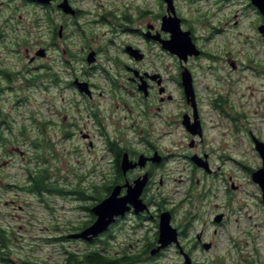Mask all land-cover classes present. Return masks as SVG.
<instances>
[{"label":"flooded vegetation","instance_id":"flooded-vegetation-1","mask_svg":"<svg viewBox=\"0 0 264 264\" xmlns=\"http://www.w3.org/2000/svg\"><path fill=\"white\" fill-rule=\"evenodd\" d=\"M68 1L75 9L74 14L64 13L58 7L61 0H53L50 4H46L56 9L51 15V20L46 21L41 18V23L52 24L48 31L51 43L47 49L40 47L46 50L45 56H36L39 48L35 55L29 58V62L34 63L39 58H47L51 49L61 48L62 70L46 65L35 69L30 77H25V82L29 85L39 84V81L44 78L49 79L50 85L46 86L48 89L56 87L62 91L61 109L55 105L51 108L53 114L61 115L62 119L58 122L42 121L43 124L42 127L40 125V133L38 132L37 136L44 134L50 139L47 146L52 149V159L59 157L53 143L55 138L63 140L64 143H70L65 153L70 161L68 169L73 171L76 178L73 181L66 178V186L60 187L61 185L53 183L52 175L48 170L51 177L49 182L58 188L57 194L69 196L76 202V210L90 212L88 220L81 221L78 216L77 222L73 223L68 233L59 240L66 239V242L73 241L76 245L89 244L92 246L96 243H105V238L110 236L119 244L118 234H123V242L126 243L130 240L127 237L130 232H138L144 228L152 232L151 237L148 233L143 235L145 241L143 249L135 254L128 253L134 246L133 243L131 246L119 244L123 253L121 255H117L118 252L111 254L106 249H100L101 246L89 251H101L111 257L113 264H134L140 260L150 261L171 248L184 257L183 253L191 255V252L195 250L205 249V243H211L213 247V243L207 237V229L211 222L214 225L217 224L214 218L223 212H216L213 221L206 220L205 212L202 210L206 191L201 190L202 193L197 195V201L194 203L195 200L192 197L194 187L189 186L191 189H186L182 199L176 202L174 198L168 196L167 192L163 191L162 186L168 176L165 171L172 167L170 162L186 163L191 166L192 172L197 170L207 175L221 168L211 157L215 151V149L212 151L211 144L215 136L218 137L217 130H213L219 128L218 124L212 126V120L219 123L220 119L224 120L228 115L227 96L223 83L226 80L225 64L229 57L231 68L236 70L238 63L231 59L234 55L227 54L226 32L228 27L239 26V20L235 19L233 23H229L220 17V12L226 6L224 0H204L207 1L208 6H215L216 13L211 15L202 8L203 0H188L198 12L195 19H189L180 13L177 0H174L176 13L181 18L180 26L184 32H187L192 44L190 50L193 51L187 55V58H180L177 53L164 48V41L173 37L174 32L171 27L176 24L162 23V18L168 14L164 0L160 1L163 5L166 4V12L157 13V20L154 23L150 20L146 21L151 14L149 7L146 9L142 7L137 16L131 11H122L115 6L113 9L94 15L79 6L77 4L79 0ZM39 5L43 7L42 4ZM247 7L255 12L253 25L258 36L256 41L259 43V47L256 43V50L257 52L262 51L264 27L262 29L260 27L264 26V14L253 4L252 0H248ZM90 16L93 19H86ZM237 17L238 14L235 15V18ZM11 23L16 22L11 18L2 21V28H4L1 30L2 35L0 34L2 39H6L5 27L12 26ZM33 23L34 27L41 25L34 20ZM97 27L105 30L97 33L95 30ZM102 36L104 37L101 38ZM120 36H126V39L121 38L123 41H118ZM57 40L63 41V45L57 47ZM77 40L81 46L79 50L74 48ZM16 44H18L17 41ZM33 57L35 58L31 61ZM2 69L4 72H2V77L0 75L1 86L2 78L12 83L21 75L20 71H13L8 66H2ZM186 70L192 82V93L189 95L183 84V73ZM254 74L257 76L264 74L263 63L254 66ZM202 79H210L213 85L207 83V88L203 89ZM1 90L2 94L5 90L3 86ZM178 104L182 107L176 112L174 108ZM231 118L234 121L237 120L235 116ZM8 123L5 118L2 119L3 147L8 141L4 135L5 125ZM90 124L94 128L88 126ZM46 125L47 131L45 132ZM178 127L183 129L186 146L182 140L183 142L173 141V147H162L158 140ZM224 133L226 134L225 130ZM130 134H133L135 138ZM20 135H26L25 129ZM38 137L30 141V148L38 150L41 147ZM97 137L105 141L106 151L111 158L107 163L108 169L102 172L101 177L104 179L101 182L93 181L85 185L86 176L75 172L76 170L79 172L80 164L86 162L85 157V161L81 158L84 156V154L81 156L82 146L76 141L87 142L91 149L94 147L93 140ZM132 137L141 144L138 145L140 149L131 144ZM249 140L263 165L262 157L256 147L257 140L264 142L263 137L251 132ZM16 151L21 155L25 154L20 148H16ZM125 155L130 163L123 162ZM142 156L146 160L144 163H139ZM43 159L44 157L40 159L37 153L29 158L30 166L26 165L28 170L27 191L36 196H41L46 191L40 193L35 188L39 168L46 167L38 164L39 160L45 163ZM224 160L226 161V154ZM6 163L7 161H4V164ZM238 163L248 171H253L252 167L242 162ZM94 164L98 167L100 161L95 158ZM260 167L258 165L257 168ZM145 176L147 182L142 188L139 196L141 201L138 206L127 202L128 208L124 214L115 216L109 228L93 240L71 236L80 233L96 220V215L91 210L95 204L109 196L116 188H118L117 197H125L138 180H143ZM87 188H91L92 193H88ZM98 188L102 197L94 199L92 195L96 194ZM47 192L55 193V191ZM87 199L95 200L94 204L85 205L83 202ZM79 200L82 204L78 202ZM142 206L143 209L140 208ZM166 212L170 214L171 224L178 231L179 243H172L152 254V251L159 246L161 216ZM224 218L225 214L218 224H222ZM147 222L150 224H146ZM65 251L68 260L72 255L75 259H84L85 254L80 257L70 249ZM145 255L147 257H144Z\"/></svg>","mask_w":264,"mask_h":264},{"label":"rangeland","instance_id":"rangeland-1","mask_svg":"<svg viewBox=\"0 0 264 264\" xmlns=\"http://www.w3.org/2000/svg\"><path fill=\"white\" fill-rule=\"evenodd\" d=\"M224 1L226 6L220 12V17L229 23L238 19L239 26L228 27L226 32L227 54L234 55L231 59L238 63L236 70L231 68L229 57L225 64L226 80L223 83L227 96L228 115L226 119H220L219 123L212 120V126L218 124L219 128L213 130H217L218 137L215 136L211 144L212 151L215 149L211 157L221 168L207 175L197 170L192 172L191 166L186 163L170 162L172 167L165 171L168 176L165 178L162 189L178 202L186 189H191L189 186H193L194 203L197 201V195L204 189L207 194L202 210L205 212L206 220L213 221L216 212L225 214L222 224L214 225L211 222L207 229V237L213 243V247L209 250L198 249L189 255L193 264H244L247 260L264 264V201L260 186L252 178V173L258 170V165L260 167L262 164L249 140L251 132L264 139V74L261 76L254 74V66L258 63L264 64V48L262 51L256 50V43L257 45L259 43L256 41L258 36L253 25L255 12L247 7L248 0ZM177 3L180 13L185 17L189 19L197 17L198 12L188 0H177ZM201 3L202 8L210 15L216 13L214 5L208 6L207 1L204 0ZM77 4L94 15L113 9L115 6L122 11H131L137 16L142 7L145 9L149 7L151 14L146 21L150 20L152 23L157 20V13L166 12V4L163 5L160 0H79ZM132 7L134 9H131ZM37 12L40 15L43 12L39 4L24 0H0V30H4L3 20L11 18L16 22L11 23L12 26L5 27L6 39H2L0 35V66H8L13 71L21 73L12 83L2 78V86L5 90L0 96L2 119L5 118L9 122L4 128V135L8 138L7 145L3 147L4 145L0 143V231L6 237V246L0 247V264H24V261L67 264L65 251L67 249L82 257L85 253L101 246L100 249H106L111 254L118 252L117 255H121L123 253L119 244L131 246V243L134 246L128 253L135 254L143 249L145 243L143 235L148 233L151 237L152 232H148L145 228L138 232H130L127 235L130 240L126 243L123 242V234H118L119 244L110 236L105 238V243H96L92 246L76 245L73 241L66 242V239L59 240L68 233L73 223L77 222L78 216L81 221H85L90 218V212L76 210V202L69 196L47 191L41 196H36L27 191L26 165L30 166L29 158L37 153L40 159L44 157L45 162L42 163L39 160L38 164L47 167L54 184L65 187L66 178L69 181L76 178L73 171L68 169L70 161L65 153L70 143H64L63 140L55 138L53 143L59 157L52 159V149L47 146L50 139L44 134L37 136L40 125L42 127V121L58 122L62 119L61 115L53 114L51 108L55 105L61 109L63 104L62 91L56 87L51 89L46 87L50 85L49 79L44 78L36 85L25 82V77H30L35 69L46 65L62 70L61 48L51 49L49 56L45 59L39 58L34 63L29 62V58L34 56L40 47L47 49L51 43L48 34L49 26L46 23L43 22L39 27H34L32 18ZM236 14H238L237 18H235ZM57 19L61 20V18ZM86 19H93V17ZM95 30L100 33L105 29L97 27ZM26 33H31L27 41L16 44V41ZM121 38L125 40L126 36H120L117 40L123 41ZM57 42V47L64 43L60 40ZM80 47L77 40L74 48L79 50ZM202 83L203 89L207 88V83L213 85L210 79H202ZM181 107L178 104L174 111L177 112ZM231 116H235L237 120L234 121ZM88 126L94 128L91 124ZM24 129L26 135L21 136L20 133ZM44 131H47V125ZM130 136L135 138L133 134ZM164 136L158 140L162 147H173V141L183 142L184 140L185 144L181 127ZM37 137L40 138L41 147L35 150L30 148V141ZM133 137L131 144L140 149L138 147L140 143ZM76 142H80L81 156L84 154L81 158L85 161V157L86 162L80 164L79 172L78 170L75 172L86 176L85 185L93 181L101 182L104 179L101 177L102 172L108 169L107 163L111 158L106 151L105 141L95 138L94 147L91 149L83 140ZM16 148H20L25 154L21 155ZM95 158L100 161L98 167L94 164ZM4 161L7 163L4 164ZM238 162L252 167L253 171H248ZM69 185L72 186L70 183ZM155 187L157 188V184ZM87 189H89L88 193H92L91 188ZM78 202L82 204L80 200ZM94 202L95 200L87 199L83 203L92 205ZM146 224L149 225L150 222ZM134 264L186 263L184 257L171 248L150 261L140 260Z\"/></svg>","mask_w":264,"mask_h":264},{"label":"water","instance_id":"water-1","mask_svg":"<svg viewBox=\"0 0 264 264\" xmlns=\"http://www.w3.org/2000/svg\"><path fill=\"white\" fill-rule=\"evenodd\" d=\"M33 2H38L40 4H50L53 0H30ZM167 4V12L163 18L162 23H176L173 25L171 30L174 32L172 39L164 41V48L170 50L171 52L177 53L180 58H187L189 53L193 51L190 50L191 47V40L187 36V32H184L180 26L181 18L178 17L175 9L174 0H164ZM253 4H255L260 12L264 14V0H252ZM58 7L67 14H74L75 9L71 6L68 0H61ZM264 26H261L262 29ZM46 50L44 48H40L36 52V56H45ZM33 57L31 61L34 59ZM183 84L185 87V91L187 95L192 93V82L189 77L188 71H184L183 73ZM257 150L259 151L263 165L262 167L258 168V170L252 173L253 180L260 186L262 190V199L264 201V142L257 140L256 144ZM155 159V157L153 158ZM146 158L143 156L140 158L139 163H144ZM124 163L129 162L127 156L124 157ZM147 182V177L143 180H138L136 185L133 188H129V192L125 197H117L118 188H116L109 196L104 198L99 203L95 204L91 210L96 215V220L87 226L83 231L77 234H72V237L82 238L86 240H93L99 234L106 231L109 226L115 220V216L119 214H124L127 207V202H131L135 206H138L141 199L139 196L141 194L143 186ZM1 183V180H0ZM144 206V204H143ZM143 206L140 207L143 209ZM224 217L223 213L217 214L214 218L215 222L220 223ZM172 243H179L178 240V231L177 229L171 224L170 214L168 212L163 213L161 216V223H160V235H159V246L152 251V254L159 252L161 249L166 248ZM212 247L211 243H205L204 248L209 250ZM184 259L186 264H193L192 259L188 253H183ZM96 264V263H92Z\"/></svg>","mask_w":264,"mask_h":264},{"label":"trees","instance_id":"trees-1","mask_svg":"<svg viewBox=\"0 0 264 264\" xmlns=\"http://www.w3.org/2000/svg\"><path fill=\"white\" fill-rule=\"evenodd\" d=\"M25 2H31V1H27L24 0ZM43 9L42 14H38V12L36 13V15L33 16V20L37 23H41V18H44L46 21H49L52 19L51 15L52 13L56 10L53 7H50L49 5H43V7H41ZM49 27H52L51 23H46ZM57 29V27H56ZM0 34H1V30H0ZM2 35V34H1ZM31 36V33H26L25 35H23V37L17 41V43L21 42H26L27 41V37ZM2 72H4V70L2 69V66H0V75L2 77ZM7 76H9V74H7ZM1 82H0V94H1ZM3 141V135H2V113L0 112V143L2 144ZM50 175H49V171L47 169V167H40L38 170V175H37V184L35 186L36 190L39 191L40 193L44 190L46 191H58V188H56V186L52 183L49 182L50 179ZM104 189V188H102ZM106 189V188H105ZM60 191V190H59ZM94 199H100L101 193L99 192V188L96 191V194L94 193V195H92ZM88 197V195H87ZM6 237L4 234H2V232L0 231V247L4 248L6 246L5 243ZM7 261V260H6ZM69 261V262H68ZM67 264H73V263H85V264H90V263H98V264H113V260L111 259V257L105 255L104 253H102L99 250H94L92 252H87L85 253L84 259H75V257L72 255L69 260H68ZM24 264H38L36 262H31V261H24ZM244 264H258L257 261L255 260H247Z\"/></svg>","mask_w":264,"mask_h":264}]
</instances>
